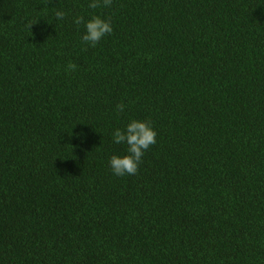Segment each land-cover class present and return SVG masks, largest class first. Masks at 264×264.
<instances>
[{
    "label": "trees",
    "instance_id": "1",
    "mask_svg": "<svg viewBox=\"0 0 264 264\" xmlns=\"http://www.w3.org/2000/svg\"><path fill=\"white\" fill-rule=\"evenodd\" d=\"M90 2L0 0V264H264V0Z\"/></svg>",
    "mask_w": 264,
    "mask_h": 264
},
{
    "label": "clouds",
    "instance_id": "2",
    "mask_svg": "<svg viewBox=\"0 0 264 264\" xmlns=\"http://www.w3.org/2000/svg\"><path fill=\"white\" fill-rule=\"evenodd\" d=\"M50 0H48V3ZM113 0H91L88 7L91 9L108 8L112 5ZM66 13L62 10H57L55 16L57 20H63ZM77 26L83 24L85 33L82 36L84 43L95 47L102 38L113 32L110 20H106L99 15H93L90 19L85 21L83 16H77L73 21ZM33 24H29L32 27ZM77 65L69 63L67 69L75 71ZM125 105L118 104L117 111L123 112ZM113 140L116 144L126 143L128 145L127 155L118 156L113 155L110 158V166L112 171L117 176L135 175L138 172L139 164L142 162L144 152L150 146L156 143L157 133L151 125L150 121L132 120L127 124L126 128L116 129L113 133Z\"/></svg>",
    "mask_w": 264,
    "mask_h": 264
}]
</instances>
